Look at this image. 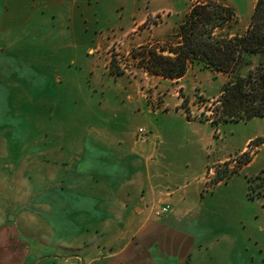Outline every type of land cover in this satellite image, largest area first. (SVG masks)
<instances>
[{
	"label": "rangeland",
	"instance_id": "obj_1",
	"mask_svg": "<svg viewBox=\"0 0 264 264\" xmlns=\"http://www.w3.org/2000/svg\"><path fill=\"white\" fill-rule=\"evenodd\" d=\"M88 1L100 9L104 27L95 32L104 39L95 44L101 48L94 55L68 37L70 24L64 18L61 42L31 39L9 67L0 68V213L9 210V221L22 223L33 213L39 224L27 228L25 240L42 236L53 241L61 222L49 193L56 186L62 194L71 193V157L86 133L102 127L143 128L147 136L150 119L135 114L132 102L147 99L156 109L162 100L169 105L181 100L191 123L174 112L159 121L170 143L171 170L206 171L200 219L207 245L200 263L264 264V179L258 177L264 170V116L226 119L220 99L231 75L212 68L199 54L178 78L150 67L152 51L175 56L183 40L180 26L195 5L231 8V19L217 27L218 20L211 19L205 28L216 36H233L245 34L257 0ZM57 74L63 81L53 82ZM41 80L50 86L40 87ZM34 249L44 255L60 247Z\"/></svg>",
	"mask_w": 264,
	"mask_h": 264
},
{
	"label": "crops",
	"instance_id": "obj_2",
	"mask_svg": "<svg viewBox=\"0 0 264 264\" xmlns=\"http://www.w3.org/2000/svg\"><path fill=\"white\" fill-rule=\"evenodd\" d=\"M64 18L70 24L68 37L94 55L101 48L95 44L104 39L95 32L104 27L102 13L92 2L0 0V68L9 67L12 56L31 39L61 42ZM63 78L57 74L53 82ZM49 86L41 80L40 87ZM147 101L140 98L129 107L150 119L147 136L139 129L102 127L82 138L78 157H71V193L62 194L58 186L49 193L58 203L53 212L61 222L51 243L42 236L36 242L25 240L27 228L39 224L33 213L23 216L24 223L18 218L9 221V210L0 213V264H201L207 245V229L200 219L206 171L200 175L184 168L171 170L170 143L159 121L172 112L187 117L188 123L193 119L181 100L173 105L162 100L156 109ZM108 120L102 116V121ZM129 167L135 171L130 173ZM165 204L170 210L157 216L155 209ZM49 246L60 249L44 255L32 250Z\"/></svg>",
	"mask_w": 264,
	"mask_h": 264
},
{
	"label": "trees",
	"instance_id": "obj_3",
	"mask_svg": "<svg viewBox=\"0 0 264 264\" xmlns=\"http://www.w3.org/2000/svg\"><path fill=\"white\" fill-rule=\"evenodd\" d=\"M232 16L227 6L195 5L180 26L183 40L173 50L175 56L152 51L150 67L154 73L178 78L185 74L188 61L199 54L212 68L231 75L220 99L226 119L264 116V0L256 1L245 34L216 36L205 28L211 19L218 20L213 26L217 27ZM258 177L264 179V170ZM248 182V194L253 197V178Z\"/></svg>",
	"mask_w": 264,
	"mask_h": 264
},
{
	"label": "built area",
	"instance_id": "obj_4",
	"mask_svg": "<svg viewBox=\"0 0 264 264\" xmlns=\"http://www.w3.org/2000/svg\"><path fill=\"white\" fill-rule=\"evenodd\" d=\"M140 132H142V137H144V132L145 130L143 128H140ZM170 210V205L169 204H165V205H162L160 207H157L155 209V214L157 216H161L162 214H164L165 212H168Z\"/></svg>",
	"mask_w": 264,
	"mask_h": 264
}]
</instances>
